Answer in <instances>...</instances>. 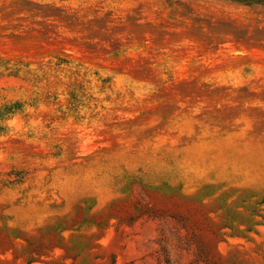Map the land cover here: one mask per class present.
Listing matches in <instances>:
<instances>
[{
    "label": "rangeland",
    "instance_id": "374dc122",
    "mask_svg": "<svg viewBox=\"0 0 264 264\" xmlns=\"http://www.w3.org/2000/svg\"><path fill=\"white\" fill-rule=\"evenodd\" d=\"M0 264H264V6L0 0Z\"/></svg>",
    "mask_w": 264,
    "mask_h": 264
},
{
    "label": "trees",
    "instance_id": "16d2710c",
    "mask_svg": "<svg viewBox=\"0 0 264 264\" xmlns=\"http://www.w3.org/2000/svg\"><path fill=\"white\" fill-rule=\"evenodd\" d=\"M242 6H264V0H224ZM22 112V104L14 102L0 106V136L9 131L7 121L16 113Z\"/></svg>",
    "mask_w": 264,
    "mask_h": 264
}]
</instances>
